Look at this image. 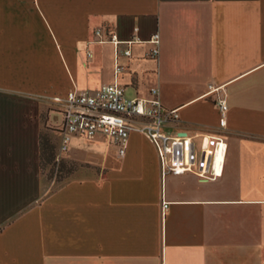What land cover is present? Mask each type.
<instances>
[{"label":"crops","instance_id":"0c3cea01","mask_svg":"<svg viewBox=\"0 0 264 264\" xmlns=\"http://www.w3.org/2000/svg\"><path fill=\"white\" fill-rule=\"evenodd\" d=\"M97 28L139 42L115 59ZM113 82L132 98L157 89L195 149L218 137L213 177L163 174L131 133L123 156L72 139L63 155L82 172L46 190L39 136L60 123L54 99ZM0 264H264V0H0Z\"/></svg>","mask_w":264,"mask_h":264},{"label":"built area","instance_id":"2783aa9c","mask_svg":"<svg viewBox=\"0 0 264 264\" xmlns=\"http://www.w3.org/2000/svg\"><path fill=\"white\" fill-rule=\"evenodd\" d=\"M93 38L98 44H112L115 59L120 45L125 46L121 54L129 57V46L139 42L135 37L121 41L106 28L95 29ZM148 42L153 45L148 57L155 59L159 55L158 34H153ZM118 70L116 66L115 74ZM54 102L61 105V120L56 126L59 137L57 156L69 150L74 138H103L116 147L119 156H123L130 134L138 133L153 146L163 174L193 173L201 179L213 177L211 160L221 140L215 137V143L211 147L208 142L210 137H202L200 147L195 149L191 137L172 132L179 119L178 109L165 108L155 88L149 90L147 98L129 99L125 96L124 89L113 82L84 92L72 90L63 99L55 98ZM216 106L220 113L219 127H224L228 110L226 101L218 98Z\"/></svg>","mask_w":264,"mask_h":264},{"label":"rangeland","instance_id":"374dc122","mask_svg":"<svg viewBox=\"0 0 264 264\" xmlns=\"http://www.w3.org/2000/svg\"><path fill=\"white\" fill-rule=\"evenodd\" d=\"M45 40L48 42L49 48H52V46L54 47L55 55L59 56L61 60L60 65H64V58L68 59L69 55L66 53L65 49L67 46L64 44L63 40L55 34H52L50 28ZM79 79H81V76H79ZM125 96L130 99L133 97V94L130 90H126ZM49 110H53V108L49 107ZM54 121H59L58 115L54 116ZM41 133L53 146V160L49 164L43 162L40 169L44 188L51 191L59 187V185L70 177L82 172L83 165L66 161L64 155L57 156L58 134L56 132V123L50 124L46 127V130H42Z\"/></svg>","mask_w":264,"mask_h":264},{"label":"trees","instance_id":"16d2710c","mask_svg":"<svg viewBox=\"0 0 264 264\" xmlns=\"http://www.w3.org/2000/svg\"><path fill=\"white\" fill-rule=\"evenodd\" d=\"M52 151H53L52 144H50L48 139H46L42 134H40L39 136V166H40V169H41L43 162L49 164L53 160L54 155Z\"/></svg>","mask_w":264,"mask_h":264}]
</instances>
